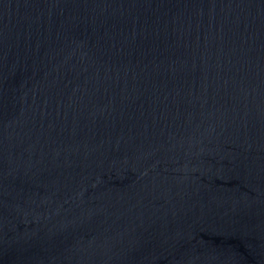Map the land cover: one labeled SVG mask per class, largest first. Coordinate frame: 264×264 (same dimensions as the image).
<instances>
[{"label":"water","instance_id":"1","mask_svg":"<svg viewBox=\"0 0 264 264\" xmlns=\"http://www.w3.org/2000/svg\"><path fill=\"white\" fill-rule=\"evenodd\" d=\"M0 264H264V0H0Z\"/></svg>","mask_w":264,"mask_h":264}]
</instances>
